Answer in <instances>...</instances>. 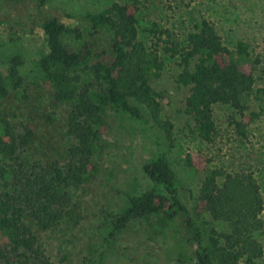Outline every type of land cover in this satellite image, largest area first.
I'll list each match as a JSON object with an SVG mask.
<instances>
[{
    "label": "trees",
    "instance_id": "16d2710c",
    "mask_svg": "<svg viewBox=\"0 0 264 264\" xmlns=\"http://www.w3.org/2000/svg\"><path fill=\"white\" fill-rule=\"evenodd\" d=\"M141 5L140 0L114 2L81 16L92 31L111 33L109 52L94 51L80 28L56 19L40 25L37 39L0 34V101L9 96L23 100L29 87L47 85L53 100L66 106L69 140L63 164L30 157L31 129H19L0 116V264H53L39 237L59 231L72 190L97 172L95 158L102 151L108 111L149 124L154 153L142 165L151 186L130 197L120 212L108 214L99 229L101 256L134 222L163 215L183 220L193 247L190 264H263L264 193L256 171H227L214 166L213 158L202 151L187 152L179 161L203 173L188 204L165 146L175 141L173 126L162 119L159 96L150 84L166 62L177 58L175 82L188 89L183 113L190 134L212 145L218 137L215 109L225 108L227 127L245 144L259 117L245 105L255 92L259 61L246 41L225 43L206 19L181 43L152 23L146 45L138 28ZM95 264H102V258ZM176 264L187 263L177 259Z\"/></svg>",
    "mask_w": 264,
    "mask_h": 264
},
{
    "label": "rangeland",
    "instance_id": "374dc122",
    "mask_svg": "<svg viewBox=\"0 0 264 264\" xmlns=\"http://www.w3.org/2000/svg\"><path fill=\"white\" fill-rule=\"evenodd\" d=\"M127 0H0V34L13 33L23 39L41 37L40 25L56 19L81 29L85 41L96 52L110 51L111 33L92 31L81 18L86 12H99L111 3ZM137 14L140 39L149 45L147 30L152 23L167 30L178 42L192 31L200 19L211 22L223 41H246L253 58L259 61L255 92L245 103L248 112L259 114L245 144L239 143L226 125L229 111L216 108L218 137L212 145L200 143L190 134L183 113L188 89L176 84L178 59L165 63L159 77L150 84L158 94L162 119L173 126L171 146H166L172 169L183 197L192 205L203 173L183 166L179 158L187 152L202 151L213 158V165L225 170L247 168L256 171L264 193V0H140ZM140 111L145 116L143 107ZM66 106L56 103L47 85L27 89L23 100L9 96L0 101V116H6L21 129L29 127L33 137L28 156L63 164L69 140L65 136ZM107 132L102 151L95 158L97 172L71 192V204L56 233L42 234L39 244L53 264H190V245L183 220L155 215L134 222L102 255L99 229L108 214L126 207L128 199L147 190L151 184L142 165L154 153L153 131L120 111H108ZM264 220V212H263ZM264 247V236L261 239ZM101 256V257H100ZM264 264V259H263Z\"/></svg>",
    "mask_w": 264,
    "mask_h": 264
}]
</instances>
